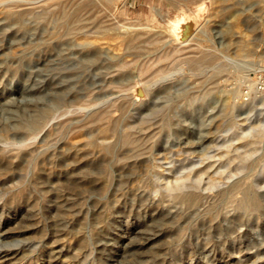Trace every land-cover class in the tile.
I'll return each mask as SVG.
<instances>
[{
    "label": "rangeland",
    "instance_id": "374dc122",
    "mask_svg": "<svg viewBox=\"0 0 264 264\" xmlns=\"http://www.w3.org/2000/svg\"><path fill=\"white\" fill-rule=\"evenodd\" d=\"M259 79L264 0H0V264H264Z\"/></svg>",
    "mask_w": 264,
    "mask_h": 264
},
{
    "label": "bare ground",
    "instance_id": "6f19581e",
    "mask_svg": "<svg viewBox=\"0 0 264 264\" xmlns=\"http://www.w3.org/2000/svg\"><path fill=\"white\" fill-rule=\"evenodd\" d=\"M170 25H171V24H170ZM175 27H176V28H181V27H182V23H181V22L176 23V24H175ZM106 29H107V28H106ZM106 29H105V30H106ZM114 29H115V27H113L112 30H114ZM119 29H120V28H119ZM119 29H118V30H119ZM124 29H125V28H124ZM174 29H175V28H174ZM100 30L103 31L104 29H100ZM105 30H104V31H105ZM112 30H111V31H112ZM116 30H117V29H116ZM116 30H115V31H116ZM118 30H117V31H118ZM121 30H122V29H121ZM176 30L179 31V29H176ZM102 31H101V32H102ZM107 31H110V30H107ZM119 31H120V30H119ZM101 32H100L101 35H102V34H104V35L106 34V32H103V33H101ZM113 32H114V31H113ZM113 32H112V33H113ZM173 32H174V31H173ZM175 32H176V31H175ZM108 33H110V32H108ZM108 33H107V34H108ZM176 33H177V32H176ZM208 54H209V53H208ZM208 54H207V55H208ZM211 54H212V53H210V55H211ZM207 55H206V56H207ZM213 55H214V54H212L211 56L213 57ZM211 56H208V57L203 56V60L206 61V62H208V61H213V58H212ZM201 57H202V56H201ZM204 57H205V58H204ZM214 57H215V56H214ZM191 58H192V57H191ZM191 58H190V62L194 63L193 61H194L196 58L193 57V58H194L193 61H192ZM188 60H189V59H188ZM196 61H197V60H196ZM196 61H195V62H196ZM199 61H200V60H199ZM204 61H203V63H204ZM199 63H200V62H199ZM208 63H209V62H208ZM209 64H210V63H209ZM211 65H212V64H211ZM205 66H206V65H205ZM205 66H204V64H203V67H205ZM209 66H210V65H209ZM194 67H195V66H194ZM212 67H213V66H212ZM195 68H196V67H195ZM199 71H200V69H199ZM199 71H198V72H199ZM258 102L262 105V107H264V99H262V98L260 99V98H259V99H258ZM234 108H235V106H234ZM234 108L232 107V109H234ZM166 123H168V122L166 121ZM164 125H165V124H164ZM165 128H166V127H165ZM261 133L264 134V129L261 131ZM130 136H131V135H130ZM259 136H260V133H259ZM257 137H258V136H257ZM127 139H128V138H127ZM123 140H124V139H123ZM128 140H129V139H128ZM124 142H126V141H124ZM127 143H128V142H126V144H127ZM247 145H248V144H247ZM263 167H264V166H263ZM261 169H262V168H261ZM178 184H180V183L178 182ZM182 184H183V183H182ZM175 186H178V185L175 184ZM175 186H174V187H175ZM239 186H240V185H239ZM182 187H183V186H182ZM166 188H167V190H168L169 186L166 187ZM171 188H172V186H171ZM244 188H245V186H244ZM172 189H173V188H172ZM180 189H181V188H180V186H179V190H180ZM246 189H247V187H246ZM248 190H249V189H248ZM168 191H170V190H168ZM171 191H172V190H171ZM173 191H174V189H173ZM177 191H178V190H177ZM177 191H176V192H177ZM174 192H175V191H174ZM178 193H179V192H178ZM176 194H177V193H176ZM176 194H175V195H176ZM189 194H190V193H189ZM184 197H186V196H184ZM180 199H181V198H180ZM186 199H187V197H186ZM245 199H246V198H245ZM245 199H244V200H245ZM181 200H182V199H181ZM183 200H185V199H183ZM190 200H191V198H190ZM190 200H189V201H190ZM247 200H249V203H250V199H247ZM247 200H246V201H247ZM189 201H188V202H189ZM192 201H193V200H192ZM246 201H244V203H245ZM247 202H248V201H247ZM244 203H243V204H244ZM251 203L253 204L252 201H251ZM191 204H192V203H191ZM244 205H246V204H244ZM244 205H243V206H244ZM139 231H141V230H139ZM137 232H138V231H137ZM139 233H140V232H139ZM142 233H143V232H142ZM140 234H141V233H140ZM4 235H5V234H4ZM143 238H144V237H143ZM146 239H147V238H146ZM8 256H10V255H8ZM3 258H4V257H3ZM1 259H2V258H1Z\"/></svg>",
    "mask_w": 264,
    "mask_h": 264
},
{
    "label": "built area",
    "instance_id": "2783aa9c",
    "mask_svg": "<svg viewBox=\"0 0 264 264\" xmlns=\"http://www.w3.org/2000/svg\"><path fill=\"white\" fill-rule=\"evenodd\" d=\"M250 89L256 91L262 98H264V80L262 79L257 80L254 83L253 88Z\"/></svg>",
    "mask_w": 264,
    "mask_h": 264
}]
</instances>
